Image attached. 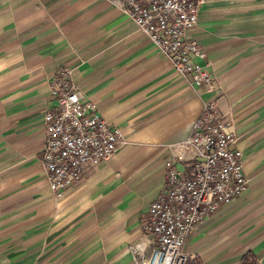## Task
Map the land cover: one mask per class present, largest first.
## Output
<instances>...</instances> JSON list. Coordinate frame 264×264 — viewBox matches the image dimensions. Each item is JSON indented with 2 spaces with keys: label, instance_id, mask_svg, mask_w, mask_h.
<instances>
[{
  "label": "crops",
  "instance_id": "crops-1",
  "mask_svg": "<svg viewBox=\"0 0 264 264\" xmlns=\"http://www.w3.org/2000/svg\"><path fill=\"white\" fill-rule=\"evenodd\" d=\"M121 0H0V264H133L171 147L205 102L231 122L248 191L188 235L190 264L264 260V0H202L188 37L216 93L195 88L120 11ZM109 128L114 156L56 197L39 158L62 69Z\"/></svg>",
  "mask_w": 264,
  "mask_h": 264
},
{
  "label": "built area",
  "instance_id": "built-area-1",
  "mask_svg": "<svg viewBox=\"0 0 264 264\" xmlns=\"http://www.w3.org/2000/svg\"><path fill=\"white\" fill-rule=\"evenodd\" d=\"M201 4L202 0H121L120 11L190 86L216 93L206 54L188 37ZM49 92L55 106L43 116L39 160L50 191L60 197L87 170L108 162L124 137L117 128H109L93 102L83 100L69 70L62 69L50 81ZM224 117L215 101L205 102L189 137L171 147L164 188L141 222L151 250L145 255L144 249H133V264H190L194 257L183 252L190 232L248 191L242 154L233 148L232 125Z\"/></svg>",
  "mask_w": 264,
  "mask_h": 264
}]
</instances>
